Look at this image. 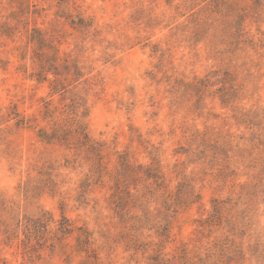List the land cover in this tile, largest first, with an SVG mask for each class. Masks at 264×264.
Masks as SVG:
<instances>
[{"label":"rangeland","instance_id":"obj_1","mask_svg":"<svg viewBox=\"0 0 264 264\" xmlns=\"http://www.w3.org/2000/svg\"><path fill=\"white\" fill-rule=\"evenodd\" d=\"M0 264H264V0H0Z\"/></svg>","mask_w":264,"mask_h":264},{"label":"trees","instance_id":"obj_2","mask_svg":"<svg viewBox=\"0 0 264 264\" xmlns=\"http://www.w3.org/2000/svg\"><path fill=\"white\" fill-rule=\"evenodd\" d=\"M80 23H82V22H80ZM189 85L191 84V83H188ZM202 84L203 85H205V81H204V79H200L199 80V85H195V87H196V89H200V87L202 86ZM201 85V86H200ZM224 100H222V103H225V102H223ZM87 139V135L85 134V136H84V140H86ZM60 218L61 219H59V220H65V221H68V218L64 215V213L63 212H61L60 213ZM59 220H58V222H59ZM57 222V223H58ZM70 225V224H69ZM68 224H63L61 221L59 222V225H58V227H57V229L61 232V233H63V234H68V233H71L73 230H74V227L73 226H69Z\"/></svg>","mask_w":264,"mask_h":264}]
</instances>
